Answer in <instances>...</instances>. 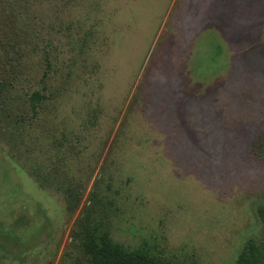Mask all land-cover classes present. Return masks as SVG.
<instances>
[{
  "label": "rangeland",
  "instance_id": "374dc122",
  "mask_svg": "<svg viewBox=\"0 0 264 264\" xmlns=\"http://www.w3.org/2000/svg\"><path fill=\"white\" fill-rule=\"evenodd\" d=\"M85 215L160 264L264 241V0H0V264L85 263Z\"/></svg>",
  "mask_w": 264,
  "mask_h": 264
},
{
  "label": "trees",
  "instance_id": "16d2710c",
  "mask_svg": "<svg viewBox=\"0 0 264 264\" xmlns=\"http://www.w3.org/2000/svg\"><path fill=\"white\" fill-rule=\"evenodd\" d=\"M39 92L33 94V98L39 99ZM35 106H33L34 108ZM74 191L70 192L74 198ZM76 203L78 200H74ZM82 247L86 255L83 264H160L159 261L147 252H129L116 244L108 232L99 224L90 220L88 215L81 218ZM264 262V241L256 243L249 241L238 257L237 264H261Z\"/></svg>",
  "mask_w": 264,
  "mask_h": 264
}]
</instances>
